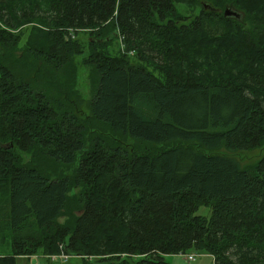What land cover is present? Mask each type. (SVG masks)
<instances>
[{
  "label": "trees",
  "instance_id": "trees-1",
  "mask_svg": "<svg viewBox=\"0 0 264 264\" xmlns=\"http://www.w3.org/2000/svg\"><path fill=\"white\" fill-rule=\"evenodd\" d=\"M263 147L264 0H0V264H264Z\"/></svg>",
  "mask_w": 264,
  "mask_h": 264
},
{
  "label": "rangeland",
  "instance_id": "rangeland-1",
  "mask_svg": "<svg viewBox=\"0 0 264 264\" xmlns=\"http://www.w3.org/2000/svg\"><path fill=\"white\" fill-rule=\"evenodd\" d=\"M259 5L262 6L261 3ZM176 8L181 14L187 15L191 18L199 14V9L196 6L194 7V10H191V11L188 7H185L182 5H177ZM234 9L237 10L236 8ZM225 10L223 12H225ZM245 20H246V14L243 13V15L241 16L240 24L243 27V31H248L252 28V25L250 22H246ZM26 30H27L26 33L28 34L31 28H29L28 26ZM80 38H82L84 41L86 40V36L84 35L82 36L80 35ZM24 42H25V39L22 40L21 44L23 45ZM114 48L117 50L118 45L115 44ZM114 48L110 49L111 52L114 50ZM85 56H87V54ZM76 64L78 68L77 69L78 90L84 99L89 100L90 98V81H89L90 71L89 69H87L81 64L80 58H77ZM220 153L226 154L224 151H221ZM226 155H230L231 157L236 158L238 162L241 164L242 169L248 170L252 168L254 165H256L264 157V147L259 148V149H254V150L240 151L232 155L231 154H226ZM24 158L27 160L28 155H24ZM65 174L69 176L72 175L69 169L65 171ZM77 193H78V190H75L73 191L72 195L77 194ZM197 215L209 219L211 217L210 207L208 205L202 204L197 211ZM65 220H66L65 218L60 219L62 223H64ZM0 253H5V254L11 253L10 243H7L1 246ZM188 256H196L195 261L189 262L187 258ZM165 259L168 264H214L213 257L205 250L193 249V250L187 251L185 254L168 255L167 257H165ZM81 262H82L81 257L79 258L71 257L67 260H63L61 258H56L55 260H51L40 254H36L30 257H17L16 258V264H81Z\"/></svg>",
  "mask_w": 264,
  "mask_h": 264
},
{
  "label": "built area",
  "instance_id": "built-area-1",
  "mask_svg": "<svg viewBox=\"0 0 264 264\" xmlns=\"http://www.w3.org/2000/svg\"><path fill=\"white\" fill-rule=\"evenodd\" d=\"M60 249L61 250H60L59 254L51 255V256H45V257L48 258V259H51V260H55L56 258H61L63 260H67V259H69L71 257H76V258L80 257V256H77V255H70V254L66 253L62 246L60 247ZM187 258H188L189 262H193V261H195L196 256H188Z\"/></svg>",
  "mask_w": 264,
  "mask_h": 264
},
{
  "label": "water",
  "instance_id": "water-1",
  "mask_svg": "<svg viewBox=\"0 0 264 264\" xmlns=\"http://www.w3.org/2000/svg\"><path fill=\"white\" fill-rule=\"evenodd\" d=\"M208 7V6H207ZM224 16L226 17V18H235L236 20H241V13L240 12H238L237 10H235L234 8H227L226 10H225V12H224Z\"/></svg>",
  "mask_w": 264,
  "mask_h": 264
},
{
  "label": "crops",
  "instance_id": "crops-1",
  "mask_svg": "<svg viewBox=\"0 0 264 264\" xmlns=\"http://www.w3.org/2000/svg\"><path fill=\"white\" fill-rule=\"evenodd\" d=\"M0 247H1V246H0ZM10 254H11V253H9V254H7V253H6V254H5V253H0V255H10Z\"/></svg>",
  "mask_w": 264,
  "mask_h": 264
}]
</instances>
